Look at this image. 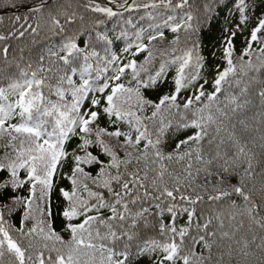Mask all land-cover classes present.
<instances>
[{
    "label": "snow or ice",
    "instance_id": "snow-or-ice-1",
    "mask_svg": "<svg viewBox=\"0 0 264 264\" xmlns=\"http://www.w3.org/2000/svg\"><path fill=\"white\" fill-rule=\"evenodd\" d=\"M0 7V264H264V0Z\"/></svg>",
    "mask_w": 264,
    "mask_h": 264
},
{
    "label": "trees",
    "instance_id": "trees-1",
    "mask_svg": "<svg viewBox=\"0 0 264 264\" xmlns=\"http://www.w3.org/2000/svg\"><path fill=\"white\" fill-rule=\"evenodd\" d=\"M19 2V0H18ZM70 2L73 5V8L79 12H83V8H79L77 7V5L83 4L84 0H70ZM193 7L189 8V9H185V11L191 12L194 16H198L200 19H203L204 13H203V5L206 2V0H191ZM208 3H212L213 0H207ZM59 4H64L65 0H58ZM28 5H21V9L23 7H26ZM72 9H69V11H71ZM16 10L15 9H8V8H2L0 7V17H4V24L0 25V33H4L8 30V19L7 16L12 15ZM161 14L157 15L155 17V23H159L161 24V26H163V18H164V12L165 10L160 9L158 10ZM151 12V10H144L141 9L136 13H133L129 16V14H125L126 16H128L129 19H132L133 22L135 23L136 20H138L140 17H144V22H145V26H147V21L152 19V16L149 15V13ZM7 14V15H6ZM227 15V13L225 12L223 15H218L216 19H213L212 21V25L214 30L217 32V34H219V30L222 29L223 27H225V19L224 16ZM80 26V22L77 21L76 25H73V28H77ZM70 34V33H69ZM165 35L168 39H171L172 37V33L168 32L167 30H165ZM30 42V38L26 37L22 38L21 40H10L7 43L11 45L12 49H15V54L18 56L19 55V47L24 46V44H27ZM4 44V42H0V47H2ZM167 46V41H165L164 44L160 45V47H166ZM242 47V41L241 40H237V49ZM11 51H10V56H11ZM26 54V53H25ZM144 54H141L139 57H137V59H142ZM158 63V61H157ZM166 90V89H165ZM3 149L0 148V155H3ZM257 153H259L260 149L259 147H257L256 149ZM65 170H67V165L65 166ZM257 171H259V168L257 169ZM16 223H18V221H14ZM57 230H59V223L57 224ZM65 239L68 238L67 233L64 234Z\"/></svg>",
    "mask_w": 264,
    "mask_h": 264
},
{
    "label": "water",
    "instance_id": "water-1",
    "mask_svg": "<svg viewBox=\"0 0 264 264\" xmlns=\"http://www.w3.org/2000/svg\"><path fill=\"white\" fill-rule=\"evenodd\" d=\"M101 2H104V0H101Z\"/></svg>",
    "mask_w": 264,
    "mask_h": 264
}]
</instances>
